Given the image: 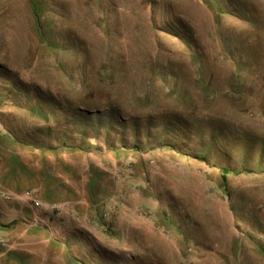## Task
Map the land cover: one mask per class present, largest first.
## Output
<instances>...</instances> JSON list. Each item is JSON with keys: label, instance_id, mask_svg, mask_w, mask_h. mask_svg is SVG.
Returning a JSON list of instances; mask_svg holds the SVG:
<instances>
[{"label": "rangeland", "instance_id": "rangeland-1", "mask_svg": "<svg viewBox=\"0 0 264 264\" xmlns=\"http://www.w3.org/2000/svg\"><path fill=\"white\" fill-rule=\"evenodd\" d=\"M0 264H264V0H0Z\"/></svg>", "mask_w": 264, "mask_h": 264}]
</instances>
